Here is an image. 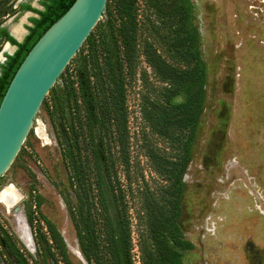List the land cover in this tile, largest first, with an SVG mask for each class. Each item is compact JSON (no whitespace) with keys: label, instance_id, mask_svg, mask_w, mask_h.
I'll return each instance as SVG.
<instances>
[{"label":"rangeland","instance_id":"374dc122","mask_svg":"<svg viewBox=\"0 0 264 264\" xmlns=\"http://www.w3.org/2000/svg\"><path fill=\"white\" fill-rule=\"evenodd\" d=\"M11 1L0 0V24L10 28L27 12L6 15ZM21 1L41 8L38 0H15L13 7ZM187 1L205 67V86L202 112L183 173L182 211L177 221L190 247L180 249L176 264H264V6L260 0ZM136 3L139 36L143 38L149 23L159 19L143 0ZM97 23L91 37L107 40L110 31L104 13ZM153 46L173 63L165 56V46L155 41ZM4 47L5 41L0 39V55ZM86 49L83 44L52 85L56 97L50 90L44 96L18 151L0 176V194L11 185L18 196L13 206L0 200V264H18L7 251L8 236L20 250V264H55L47 245L53 257L61 260L46 223L59 233L66 262L86 264L78 252L69 214V207L74 209L78 199L62 160L65 142L59 124L64 119L57 108L60 104L66 109L60 89L67 78L87 96L81 64ZM136 55L134 72L125 82L126 171L109 133L105 138L127 205L132 260L140 264V203L145 193L156 195L166 185L155 171V160L169 159L177 149L175 140L161 137L151 127L148 117L153 102H160L164 84L145 63L140 44ZM186 94L179 92L175 101H182ZM59 192L67 195L66 203Z\"/></svg>","mask_w":264,"mask_h":264},{"label":"trees","instance_id":"16d2710c","mask_svg":"<svg viewBox=\"0 0 264 264\" xmlns=\"http://www.w3.org/2000/svg\"><path fill=\"white\" fill-rule=\"evenodd\" d=\"M13 1L7 5L6 15L25 10L36 16L28 19L27 33L19 42L0 27V39L15 46V50L4 55L5 60L0 63V99L27 51L73 2L38 0L42 9H36L28 3L13 7ZM143 2L159 21L150 22L148 34L140 38L136 0L105 1L102 13L106 16L110 36L107 40H95L90 31L77 50H82L83 44L87 47L81 57L87 79V96L73 87L71 78L64 80L60 89L64 92L66 105L63 110L57 104L59 115L64 119L59 124L65 142L61 155L78 199L74 209L69 207V214L74 223L78 252L86 264H134L127 205L116 171L112 168L113 159L105 137L109 133L116 145L120 165L126 171L125 82L134 72L136 46L139 44L145 63L164 84L160 102H153L148 120L158 135L171 142L175 140L177 149L169 159L155 160V171L164 178L166 185L160 187L156 195L145 193L140 203L143 227L138 236L139 261L140 264H176L180 249L190 247V243L183 239L177 221L182 211L183 173L204 104L205 67L198 49L197 30L191 24L188 1ZM97 26L96 22L93 27ZM154 41L165 46V56L173 63L164 59L153 46ZM49 90L53 98L56 97L57 90L52 87ZM181 91L187 92L185 98L175 101ZM60 196L65 203L68 201L67 195L61 193ZM46 226L61 259L56 260L58 258L53 257L47 245L50 260L55 264L59 261L68 264L59 233L48 223ZM8 238L5 239L7 251L20 264V250Z\"/></svg>","mask_w":264,"mask_h":264},{"label":"water","instance_id":"95a60500","mask_svg":"<svg viewBox=\"0 0 264 264\" xmlns=\"http://www.w3.org/2000/svg\"><path fill=\"white\" fill-rule=\"evenodd\" d=\"M105 1L73 0L17 66L0 99V176L18 151L44 96L101 17ZM9 34L18 42L23 38Z\"/></svg>","mask_w":264,"mask_h":264},{"label":"bare ground","instance_id":"6f19581e","mask_svg":"<svg viewBox=\"0 0 264 264\" xmlns=\"http://www.w3.org/2000/svg\"><path fill=\"white\" fill-rule=\"evenodd\" d=\"M9 30L12 33V35H14L16 38L20 37L21 32L24 31L22 28H20V26H18L16 24H14L11 28L9 27ZM1 60H2V57L0 55V61ZM39 129L37 130L38 136L41 135V130H39ZM0 200L2 202L6 203L7 205H10V206L15 205L16 202L18 201V196L15 193V189L11 185L4 188L0 194ZM17 209H18V207H17Z\"/></svg>","mask_w":264,"mask_h":264},{"label":"crops","instance_id":"0c3cea01","mask_svg":"<svg viewBox=\"0 0 264 264\" xmlns=\"http://www.w3.org/2000/svg\"><path fill=\"white\" fill-rule=\"evenodd\" d=\"M22 2V1H21ZM31 7H33V8H36V9H42V7L41 8H37V7H35L34 5H32V4H29ZM36 16V14L35 13H33V12H31V11H27L26 12V14H24L19 20H18V22H16L15 24L16 25H18V26H20V28H22L24 31L23 32H21V35H20V37H23L26 33H27V30L25 29V26L26 25H30V23H29V21H28V19L30 18V17H35ZM13 25V24H12ZM1 27H3L6 31H10L9 30V27L10 26H8V27H5L4 25H2L1 24ZM1 40H3V39H1ZM9 49V50H8ZM8 50V51H7ZM15 50V47L14 46H12L11 44L9 45L8 43L6 44V42H5V47L3 48V50L1 51V56L2 57H4V55H10L13 51ZM201 115V114H200ZM200 119V118H199ZM199 122V121H198ZM198 126V125H197ZM195 138V137H194ZM193 142H194V140H193ZM193 146V145H192Z\"/></svg>","mask_w":264,"mask_h":264},{"label":"flooded vegetation","instance_id":"af4514ba","mask_svg":"<svg viewBox=\"0 0 264 264\" xmlns=\"http://www.w3.org/2000/svg\"><path fill=\"white\" fill-rule=\"evenodd\" d=\"M260 2H262V6H264V0H260ZM23 3V2H22ZM25 3V2H24ZM0 27H1V24H0ZM8 32V34H9V31H7ZM10 35V34H9ZM4 40V39H3ZM5 41V40H4ZM5 42H7V41H5ZM5 57V56H4ZM5 60V59H4ZM4 62V61H3ZM3 62H0V63H3Z\"/></svg>","mask_w":264,"mask_h":264}]
</instances>
